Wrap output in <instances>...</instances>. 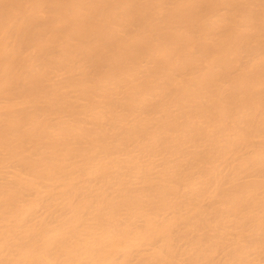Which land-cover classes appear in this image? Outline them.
<instances>
[{
	"label": "bare ground",
	"instance_id": "obj_1",
	"mask_svg": "<svg viewBox=\"0 0 264 264\" xmlns=\"http://www.w3.org/2000/svg\"><path fill=\"white\" fill-rule=\"evenodd\" d=\"M0 264H264V0H0Z\"/></svg>",
	"mask_w": 264,
	"mask_h": 264
}]
</instances>
